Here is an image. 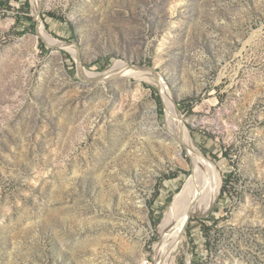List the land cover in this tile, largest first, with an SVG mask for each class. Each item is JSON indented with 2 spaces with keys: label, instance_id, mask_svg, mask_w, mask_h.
I'll return each mask as SVG.
<instances>
[{
  "label": "rangeland",
  "instance_id": "1",
  "mask_svg": "<svg viewBox=\"0 0 264 264\" xmlns=\"http://www.w3.org/2000/svg\"><path fill=\"white\" fill-rule=\"evenodd\" d=\"M122 64L221 179L163 264H264V0H0V264L159 263L192 159Z\"/></svg>",
  "mask_w": 264,
  "mask_h": 264
},
{
  "label": "bare ground",
  "instance_id": "2",
  "mask_svg": "<svg viewBox=\"0 0 264 264\" xmlns=\"http://www.w3.org/2000/svg\"><path fill=\"white\" fill-rule=\"evenodd\" d=\"M38 4L39 3L35 4V13L39 11ZM40 29L45 33L42 26ZM44 40L50 47L60 45L59 41L52 39V37L50 38L48 35H45ZM61 47L66 48L70 46L65 45V47ZM114 68L115 69H112L113 71H111L113 74H117V72L127 73V75H135L134 73H136V75L141 74L140 71H138V73L135 71L137 69L131 70L128 67L123 66V64ZM82 74L88 79L91 78L85 70L82 71ZM90 74L94 77L101 76L98 74ZM157 82L161 84V88L165 95L167 124L165 135L169 140L171 146L170 149L174 153H181L186 150L192 159L193 169L192 175L185 184L184 189L176 196L170 210L168 211L165 222L162 225V228H160L163 241L161 240L162 243L156 249V259L159 262L158 264H163L169 253L168 248H172L175 252L178 250L180 244L183 243V236L189 219L194 216H203L212 209L220 194L221 179L216 170L217 168L212 163L204 160L202 155L195 149L191 136L183 126L181 116L174 105L175 101L173 102V97L166 83L162 82V78H159Z\"/></svg>",
  "mask_w": 264,
  "mask_h": 264
},
{
  "label": "water",
  "instance_id": "3",
  "mask_svg": "<svg viewBox=\"0 0 264 264\" xmlns=\"http://www.w3.org/2000/svg\"><path fill=\"white\" fill-rule=\"evenodd\" d=\"M37 17H39V15L37 16ZM61 44L62 45H68V44H66V43H62L61 42ZM133 68V67H132ZM135 68V67H134ZM136 69V68H135ZM138 70H141V71H144V72H152L153 73V75L155 76V78L157 79V81L159 80V77H158V75H157V73L152 69V68H147V67H142V68H137ZM79 71H80V73H81V75L83 76V74H82V67H81V65L79 64ZM103 77H105V75H101V76H99V77H96V78H94L93 80H99V79H101V78H103Z\"/></svg>",
  "mask_w": 264,
  "mask_h": 264
}]
</instances>
